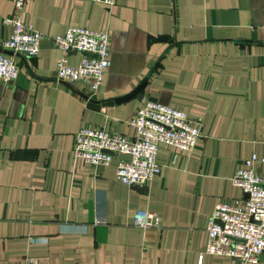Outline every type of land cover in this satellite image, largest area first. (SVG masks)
<instances>
[{
    "label": "crops",
    "instance_id": "1",
    "mask_svg": "<svg viewBox=\"0 0 264 264\" xmlns=\"http://www.w3.org/2000/svg\"><path fill=\"white\" fill-rule=\"evenodd\" d=\"M14 1L0 0V16ZM23 20L44 37L35 58L13 56L14 80H0V264H231L204 253L205 226L217 202L242 205L230 178L244 160H261L252 169L264 176V0H24ZM68 26L109 36L98 88L70 86L105 101L144 82L139 101L92 110L54 80L62 54L50 39ZM10 32L0 20V43ZM145 101L198 124L194 148L159 144V173L144 186L116 182L115 159L97 167L72 158L81 128L132 138ZM138 210L157 227H134Z\"/></svg>",
    "mask_w": 264,
    "mask_h": 264
},
{
    "label": "built area",
    "instance_id": "2",
    "mask_svg": "<svg viewBox=\"0 0 264 264\" xmlns=\"http://www.w3.org/2000/svg\"><path fill=\"white\" fill-rule=\"evenodd\" d=\"M105 8L115 0H83ZM24 0L14 1L11 16H0L1 22L10 27L7 39L0 48L12 56L0 52V80L9 82L16 78L18 65L13 56L35 58L39 53L43 35L23 20ZM61 52L54 66L56 82L74 85L82 83L94 91L102 82L109 65L107 32L68 26L62 36L50 39ZM70 52L81 55L75 66H69L66 56ZM129 125L132 138L109 133L103 129L81 128L74 136L71 156L90 166L106 167L115 159L114 179L126 186H144L159 173L155 161L157 146L164 144L180 151L192 150L199 137V127L191 123L187 115L175 108L145 101L137 109ZM127 156L128 160L118 159ZM255 156L242 162L230 183L247 197L241 206L217 202L205 226L204 253L226 257L231 264H258L264 251V176L255 174L252 164ZM132 225L141 229L157 227L155 214L138 210L132 215ZM200 263V261H199ZM16 264H41L37 258H27Z\"/></svg>",
    "mask_w": 264,
    "mask_h": 264
},
{
    "label": "water",
    "instance_id": "3",
    "mask_svg": "<svg viewBox=\"0 0 264 264\" xmlns=\"http://www.w3.org/2000/svg\"><path fill=\"white\" fill-rule=\"evenodd\" d=\"M1 53H4L6 55H12L10 52H7V51H3V50H0ZM66 87H68L70 90L78 93L74 88H72L70 85L68 84H65L63 83ZM144 86V82L140 83L138 86H136L131 92H129L128 94L124 95V96H121V97H118V98H114V99H111V100H105V101H94V100H91L90 98H88L87 96L85 95H82V94H79L78 95L86 102V107L89 108V109H92V110H99L100 108H103V107H111L113 105H118V104H121L123 102H125L126 100L128 99H131V98H135L136 100H140L141 97H142V94L140 93L142 88ZM118 159H123V160H128L129 158L127 156H122V155H119L118 156ZM247 196L245 195V198Z\"/></svg>",
    "mask_w": 264,
    "mask_h": 264
}]
</instances>
